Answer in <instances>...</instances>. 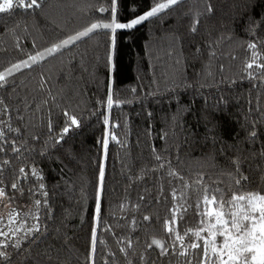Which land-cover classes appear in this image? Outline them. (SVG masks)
I'll return each instance as SVG.
<instances>
[{"label":"trees","instance_id":"1","mask_svg":"<svg viewBox=\"0 0 264 264\" xmlns=\"http://www.w3.org/2000/svg\"><path fill=\"white\" fill-rule=\"evenodd\" d=\"M207 3H211L213 11L205 12L200 18L196 33L190 31L192 18L183 15L189 10L188 5L163 19L120 31L113 58L114 70L107 66L109 36L98 30L32 69L16 74L15 91L9 87L7 92L0 93L10 107L20 108L25 120L35 125L32 132L44 133L36 145L37 151L48 139L49 116L54 124L53 135L64 125L61 111L64 108L79 115L83 122L82 129L71 134V139L48 147L47 155H36L29 161L42 169L52 206V218L44 220L48 227L46 240L38 248L32 246L30 264L37 261L47 264L45 257L36 256L44 249H51L53 256L58 252L61 264L64 261L83 264L101 160V146L97 141L104 132L102 118L92 113L98 110L97 102L105 99L110 80L114 79L121 98L132 103L112 110L113 121L120 124L115 129L116 134L126 142V147L114 142L109 145L102 216L109 225H115L117 220L121 224L130 222L133 217L139 222L135 232L130 228L127 231L119 227L113 229L116 235L132 237L137 255L144 251L150 236H164L161 225L167 213L163 203H156L155 198L162 180L165 195L168 194L169 178L163 172H148L143 180L133 182L141 169H151L157 164L153 148L178 167L186 179H194L197 172L206 173V182L209 176L215 179L220 168H232L230 161L239 154L243 173L250 177L253 187L260 181L264 171V159L259 156L264 148V123L260 122L264 94L260 99L261 112H257L258 90L252 87V82L242 78L241 69L249 55L242 45L253 39L249 35L252 22L259 24L264 20V0H199L193 10L203 11ZM107 6L108 0H45L42 10L13 9L0 14V70L91 22L106 19L109 13L98 9ZM148 6L149 0H142L139 12ZM121 17L129 18L124 7ZM257 35L264 39V27L257 30ZM221 36L233 39L219 41L218 46L214 45L216 56L210 57L209 44ZM17 40L23 51L15 47ZM42 78L43 89L40 88ZM133 87L137 89L135 94L130 92ZM49 93L56 98L54 102ZM25 97L32 105L27 111L18 101ZM46 98L49 106L35 112L36 104ZM252 120L257 121L258 131L254 143L246 139ZM13 123L15 125L16 121ZM13 164L19 166L18 161L13 160ZM258 165L260 170H257ZM10 179L6 173L5 183L9 184ZM140 196L145 199L140 201ZM121 203H127L129 208L136 203L142 206L137 212L124 213L119 207ZM144 215L152 216V221H143ZM197 219L190 213L186 222H181V229L195 227ZM100 238L105 241V245L99 246L105 249V254L109 247L117 249L114 237L103 228ZM23 248L24 252L19 255L9 249L13 253V264L20 261L29 264L25 260L29 251L27 242ZM156 255L155 250L150 253L153 259ZM117 258L123 261L118 251Z\"/></svg>","mask_w":264,"mask_h":264},{"label":"snow or ice","instance_id":"2","mask_svg":"<svg viewBox=\"0 0 264 264\" xmlns=\"http://www.w3.org/2000/svg\"><path fill=\"white\" fill-rule=\"evenodd\" d=\"M45 0H0V14L10 13L13 9L25 12L42 10ZM199 0H149V6L143 12H139L142 0H108L107 7H100L99 12H107L109 16L103 20H97L84 26L81 30L52 43L49 47L29 53L26 58L0 70V93L7 92L9 87L15 91L16 74L25 69H32L48 57L69 49L91 34L104 31L109 36V52L107 66L114 70V54L117 48L118 33L122 30H133L147 21L163 19L166 15L179 10L181 6L188 5L189 10L183 15L192 18L190 31L196 33L200 18L204 13L213 11L211 3H207L204 10H193ZM126 8L127 16L121 17V8ZM264 27V20L259 24L254 20L249 26V35L253 39L242 45L249 55L242 64V78L252 82V87L258 90L255 110L261 112L260 99L264 94V39L257 35V30ZM175 38V37H174ZM231 36H221L217 41L209 44L210 57H215L214 45L221 40H232ZM15 47L23 51L18 40ZM199 51V49H197ZM236 59L235 56L232 57ZM223 71V65L220 66ZM211 76L212 73L208 72ZM191 87V85H187ZM45 87L42 78L40 88ZM136 88L130 92L135 94ZM153 95V93H149ZM54 102L55 97L51 96ZM11 97H9L10 99ZM18 101L24 105V110L32 108L27 98ZM132 103L131 100L121 98L120 90L115 87V81L110 80L104 100L98 101V110L92 115L101 119L104 126L102 137L97 141L101 146V160L99 163L97 185L95 192V205L88 238L87 253L83 264H264V171L261 172L260 181L253 187V182L248 175L243 173L242 157L238 154L231 159L232 168L218 170L219 175L213 179L208 177L205 181L204 172H197L194 179H186L183 174L174 167L170 160L156 153L153 148V159L157 164L148 169H141V174L135 177V181H141L148 172H163L168 177V194L165 195L163 180L161 181L156 196V203H163L167 215L162 221L163 237L150 236L145 243L144 251L138 255L135 252V243L130 235H116L114 227L130 228L135 232L139 222L133 217L130 222L109 225L102 216V202L104 194L105 168L109 157V145L114 142L120 147H126V142L121 141L115 129L120 124L112 119V110L121 108L124 104ZM252 101L249 100V104ZM49 106V99H42L36 104L34 111H43ZM58 106V105H57ZM64 116V125L58 133L54 132V124L49 116L47 121L48 139L37 151L36 145L40 143L43 132H32L35 127L31 121H26L20 108H12L5 102L4 95L0 94V205L8 211L0 212V264H13V253L17 255L24 252L25 242L29 245V251L25 257L29 264L32 260L31 248H37L46 240L48 233L45 219L52 218V206L49 199L42 169L38 168L33 160L34 156L47 155L46 149L59 145L71 139V134L78 133L83 127L82 118L70 112L67 108L61 110ZM252 108H249V112ZM15 114V115H14ZM151 115V113H149ZM16 121L14 125L13 121ZM261 123H264V112H261ZM251 129L246 139L255 142L258 137L257 121H250ZM11 154V155H9ZM259 156L264 159V148ZM13 160L19 162V166L13 164ZM177 158V165H179ZM260 170V166H257ZM11 177L9 184L5 183V174ZM225 178L227 183H225ZM132 180L131 177H129ZM10 188V191H9ZM127 191V190H126ZM144 196L139 200L143 201ZM18 201H23L18 203ZM140 203L128 207L127 203H121L120 210L124 213L137 212L141 208ZM193 213L198 219L195 227L181 229V222ZM157 219L159 214L157 213ZM143 221L150 222L153 217L144 215ZM111 234L116 242L117 249L99 247L105 245L100 238V230ZM57 231H59L57 229ZM138 243V240H137ZM155 250L157 255L153 259L150 253ZM117 251L123 257V261L117 258ZM51 249L37 252L36 256L46 258L47 264H61L59 253L51 254ZM135 257V259L131 258ZM79 262V257L76 258ZM19 264H24L20 261ZM37 264H40L37 261ZM63 264H67L66 261Z\"/></svg>","mask_w":264,"mask_h":264},{"label":"rangeland","instance_id":"3","mask_svg":"<svg viewBox=\"0 0 264 264\" xmlns=\"http://www.w3.org/2000/svg\"><path fill=\"white\" fill-rule=\"evenodd\" d=\"M8 209L4 208L3 205H0V212H7Z\"/></svg>","mask_w":264,"mask_h":264}]
</instances>
